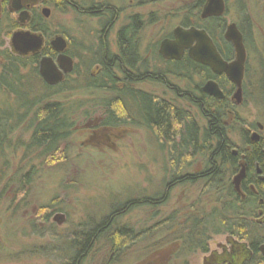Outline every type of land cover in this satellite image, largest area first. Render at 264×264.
I'll list each match as a JSON object with an SVG mask.
<instances>
[{"label": "rangeland", "instance_id": "obj_1", "mask_svg": "<svg viewBox=\"0 0 264 264\" xmlns=\"http://www.w3.org/2000/svg\"><path fill=\"white\" fill-rule=\"evenodd\" d=\"M194 1L161 0L138 7V0H108L122 11L105 32H100L96 19L71 11L61 14L51 7L45 21L46 39L65 36L69 54L76 62L75 74L69 72L65 80L67 88L72 89L51 97L66 104L74 120L70 137L52 155L27 147L36 122L34 114L43 101L27 113L20 107L38 100L44 93L40 76L32 73L33 67L25 69L14 63L12 70L16 66V73L10 77L23 97L17 99L15 91L1 86L4 59L11 54L8 47L13 30L6 33V24L0 25V116L10 127L6 135L0 128V264H61L74 252L72 237L81 228H93L114 210L116 214L110 224L133 230L134 241L114 251L105 235L95 237L82 264H213L214 256L185 246L181 238L187 236L188 229L174 228L190 204L194 205L193 215L188 216L190 222L204 215L200 182L168 186L174 170L169 144L161 143L144 126L137 110L139 102L135 103L130 96L120 97L116 90L124 86L122 81L117 80L118 89L112 90L86 86L89 77L98 73V68L92 66L90 53L98 47L99 36L111 53H118V30L129 15L139 14L144 20L139 34L140 53L143 57L149 55L148 60L163 80H145L132 86L170 101L200 128L207 127L200 108L185 98L200 97L196 87L204 83L201 78L189 73L187 77L173 71L164 73L161 60L156 63L153 59L159 42L182 22V15ZM226 3L223 16L226 26L235 22L245 33L247 79L242 102L235 108L228 107L230 113L226 111L224 124L230 140L243 148L242 131L249 138L257 131L264 141V129L257 127V123L264 127V0H226ZM113 72L120 77L118 70ZM116 98L124 102L128 112L117 108L118 113H126L131 122L112 121L102 125L107 118L106 103L116 107ZM105 128L110 134L95 133ZM181 161L185 173H192L204 164L198 152ZM258 218L252 220L263 216ZM228 238L214 236L211 252L221 254L230 250ZM175 240L180 242V249L169 260L166 257L161 260L156 251ZM245 247L235 238L236 254Z\"/></svg>", "mask_w": 264, "mask_h": 264}, {"label": "flooded vegetation", "instance_id": "obj_2", "mask_svg": "<svg viewBox=\"0 0 264 264\" xmlns=\"http://www.w3.org/2000/svg\"><path fill=\"white\" fill-rule=\"evenodd\" d=\"M159 1L161 0H138L137 5L138 7H141L146 3L156 4L159 3ZM208 4L209 0H195L182 15V22L162 38L159 42L157 51L153 54V59L156 63L161 60V65L165 68L164 73L172 72L171 66L173 65L172 68L175 69V67H178L180 72L185 71L190 75L199 76L204 82L200 87H196V93L200 94V99L198 98L199 100L196 99V97L193 98L192 95L185 96V98L189 99L191 102H195L196 105L198 103L197 106L200 108L208 122L207 127L200 128L201 141L196 145L200 149L198 153H200L202 159L204 158V164H200V166L195 168L192 173H185L183 171V162L181 161L178 171L174 169V173L170 175L168 186L187 182H200L201 184L200 193L205 204L204 209L201 211L204 215L200 218L203 223L202 234L204 247L201 249L198 246H194L195 250H199L205 255L209 254L211 257L214 256L215 261H212L213 264H264V234L259 235L261 236V239H238L235 237V196L245 203L247 207H249V204L254 203L253 200L255 198L259 200L258 203L262 204V206L254 211L257 212L258 217L263 216V218L260 220H257L259 219L257 218L255 221L259 223L261 230H264V141L257 131H253L250 138L246 132L242 131V143L244 146L241 148L230 140L228 136L229 132L228 130L226 131L224 124L226 120V111L227 113H230L228 107L232 106V108H235V105H239L243 99V86L245 78L247 79V52L241 91L239 94H236L237 88L235 87V84H233L225 74H218L209 64L193 59L192 51L196 42H192L190 46H184L177 59H166L160 53V44L162 41L175 40L174 33L176 28H182L185 30L196 29L205 32L217 54L223 61L229 63L235 59L234 45L225 37L227 27L231 24H235V22H233L226 26L225 21L223 20V16L227 11L226 0H223L222 14L204 17V9ZM51 7L61 14H66L71 11L76 15H84L96 19L100 23V32H105L113 22L120 17L122 11L121 9L116 8V6L110 4L108 0H0V25L3 23L6 24V33L7 31L13 30L9 38L8 49L10 53L13 56L35 58L36 63L33 64L32 67L34 70L36 69L35 74L40 76L41 80L46 85L49 84L44 81L39 73L40 62L42 59H51L56 68L59 71H62L58 62V56L61 53L57 52L52 46V41L56 37H63L66 41V48L63 54L69 56L72 60L71 73L73 72V74H75L76 66L75 58L69 54V41L65 36L56 35L50 40L46 39V34H48V32L45 27V21L51 14ZM126 20V23L122 25L117 32L118 53H111L104 44L101 36H99L98 47L91 53V47L88 49V52L92 55V66L98 68V73L96 75H99V73L104 71L105 68H108L110 77L114 82L117 80L123 82L124 86L120 88L122 90L128 86L133 87L132 85L138 84L140 81H162L163 79L160 77L158 70L155 72L157 69L156 66H153L148 60L149 55L146 54V56L143 57L140 53L141 42L139 34L144 26L142 16L139 14H132L129 15ZM16 32H29L37 36L40 39L41 46L37 51L29 52L26 55L16 53L11 43V38ZM120 33H122L124 38H136V45L121 46L119 43ZM242 38L245 46V38L243 34ZM116 70L120 72V77H116L114 74L113 71ZM69 74L70 73H63L62 78L58 83L49 86H57L60 83H64L65 80L69 78ZM101 81L110 83V80L107 77L103 78ZM209 81L217 83L219 89L223 93L222 98H215L203 91V86ZM220 82H222L224 89ZM226 86H228V89H226ZM136 90H138L141 96H136L134 99L136 98V101L139 103H141L144 98L152 102V104L159 103V100L161 99L150 92H145L141 89ZM124 97H127V95ZM211 100H226L224 104L222 103L220 105L221 108L223 106V109H221L222 111L216 112L213 108L212 110H209L208 101ZM126 113L128 114V112ZM140 116L141 118L143 117L141 113ZM144 126L149 129L145 123ZM257 127L259 130L264 129L263 125L260 123H257ZM104 130L105 131L99 130L95 133L105 134L110 132L107 128ZM153 130L155 129L151 130L154 134ZM196 153L197 152H195L194 155ZM191 157L192 155L188 158L190 159ZM229 165L233 166L231 167V170L228 169ZM242 168L244 169V176L239 183V191H237L235 189L234 178ZM227 171L229 174L226 175L225 173ZM193 206L194 205L190 204L189 207L180 214L182 217L177 219L174 227L175 230L178 227L180 229L181 227L184 229L190 228V219L188 216L193 215ZM224 216H229L232 221L234 220V222L230 223V226L228 227L230 231H225L224 229ZM209 231L210 234L208 233ZM214 236L229 237L226 240L230 244L231 249L226 252L222 251L221 254L212 253L210 250V242L214 240ZM235 238L238 242L246 244L245 249L238 254L235 253ZM183 242L188 249H192L191 239H188L187 241L183 240ZM255 245L258 250L257 257H255V252L251 248V246ZM179 249L180 242L175 240L172 244L156 251V253L161 255V260L165 259V257L167 258L166 260H169L173 253Z\"/></svg>", "mask_w": 264, "mask_h": 264}, {"label": "trees", "instance_id": "obj_3", "mask_svg": "<svg viewBox=\"0 0 264 264\" xmlns=\"http://www.w3.org/2000/svg\"><path fill=\"white\" fill-rule=\"evenodd\" d=\"M238 27L245 38L243 27H241L239 24ZM136 42L137 39L134 37L124 38L122 33L119 34V43L121 46H135ZM4 61L5 63L3 65L2 71L3 82H1V86L12 89L13 93L15 91L18 99V96L21 97L22 95L14 88L13 80H11L10 77L14 76V73H16V66L12 70V64L18 63L26 69L27 66L32 67L33 64L36 63V59L7 54ZM107 70L108 68H105V70L99 73V75H96L95 77H89V79L86 81V86L90 89H118L115 86L114 80H112L110 77L109 70ZM171 70L175 75L187 77V73L185 71L180 72L178 67H175V69L171 68ZM31 71L32 73H35L36 69L34 70L33 68H31ZM105 77L110 80V83L101 81ZM66 83L67 82L60 83L57 86H49L42 81L41 87L43 88L44 93L37 97L38 100L36 99V101L32 103H25L23 105L20 104V107L26 109L25 113H27L29 112L31 107L33 108L35 105H38V103L42 101L44 103L40 105L38 112H35L34 114L36 122L33 125L30 141L27 145L29 149H41L43 154L52 155L56 153L59 150L60 146L63 145V143L70 137L72 129L74 127V120L73 118H71V113L69 111L70 109L63 102L54 100L53 98L51 99V97L57 94L72 89V87L67 88ZM220 84L224 89L222 82H220ZM116 91L119 93L120 97L129 95L134 98L140 95L138 90L130 86L124 88L123 90L119 89ZM114 100L117 101L118 106L112 107V104L111 106H109L110 103H106L105 106L107 107V118L102 122V125L109 124L112 121L119 123H130L131 118L128 115H120L118 113L117 108H121L122 110L127 112L126 109H124L123 102L117 98ZM225 101L211 100L208 102V109L212 110L213 108L216 112L222 111L221 109H223V106L221 108L220 105L222 103L224 104ZM134 102L137 103L136 98ZM137 110L143 115L142 119L147 127H149V129L151 130L155 129L153 131L156 138L161 143L169 144V159L170 161H172V165L176 171H178L179 164L181 163L182 159L186 157L188 158L190 155H192L193 157L195 152H199L200 149L196 145L201 141L200 126L195 124L192 118L178 110L169 101L160 99L159 103L157 102L152 104V102L144 98L142 102L139 103ZM4 120L5 118L0 116V128L2 129V133L7 132V128H10L7 127L6 121ZM6 134L7 133H5L4 135ZM228 167H230L231 169V167L233 166L229 165ZM172 173H174V170ZM253 202L254 203L249 204V207H247L245 203L240 201L239 198L235 196V237H237L238 239H261V236L259 235L264 234V230H261L259 223L255 220H252L254 218H258V214L254 210L261 207L262 204L258 203L259 200L257 198H255ZM115 214V210L112 211L111 213L106 215L105 218L96 223L93 228H88L87 230L86 228H81L72 237L74 243V252H72L71 257L66 258L64 261H62L61 264H82V260L84 259L83 257L87 248L91 245L92 240L98 236L101 237L105 235L110 244H113L114 251L121 250L123 247L132 243V241H134L135 239V233L133 232V230L123 227H113L112 224H110V220ZM224 217V229L225 231H230L228 227L230 226V223L234 222V220L232 221L229 216ZM202 224L203 223L200 218H196L195 220H193V222L191 221L190 228H188L189 233L186 237L181 238L184 241L191 239V248H193L194 246H198L203 249L204 247H202ZM256 247V245L251 246V248L255 252V257H257L258 255V250Z\"/></svg>", "mask_w": 264, "mask_h": 264}, {"label": "water", "instance_id": "obj_4", "mask_svg": "<svg viewBox=\"0 0 264 264\" xmlns=\"http://www.w3.org/2000/svg\"><path fill=\"white\" fill-rule=\"evenodd\" d=\"M223 13V0H209V4L204 9L203 16L220 15ZM175 40H164L160 44V53L166 59H177L184 46H190L192 42H196V45L192 51L193 59L199 62H205L209 64L213 70L218 74H225L227 78L235 84L237 88L236 94L241 91V83L244 73V65L246 60V49L243 43V38L240 30L236 24H231L227 27L225 37L231 41L235 49V59L229 63L222 60L217 54L214 46L209 40L205 32L182 28H176ZM12 46L16 53L20 55H26L29 52H34L41 46L40 39L29 32H16L11 38ZM53 48L60 52L58 56V62L61 70L59 71L53 61L49 58H44L40 62L39 73L44 81L49 85L58 83L62 74H66L72 71V60L69 56L63 54L66 48V41L63 37H56L52 41ZM203 91L215 98H222L223 93L219 89V86L214 81H209L203 86ZM244 176V169L234 178L235 189L239 191V183Z\"/></svg>", "mask_w": 264, "mask_h": 264}]
</instances>
